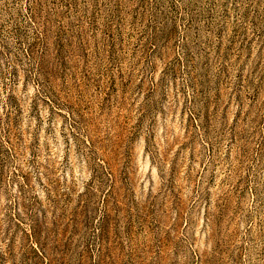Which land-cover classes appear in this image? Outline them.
<instances>
[{
    "label": "rangeland",
    "instance_id": "374dc122",
    "mask_svg": "<svg viewBox=\"0 0 264 264\" xmlns=\"http://www.w3.org/2000/svg\"><path fill=\"white\" fill-rule=\"evenodd\" d=\"M0 264H264V0H0Z\"/></svg>",
    "mask_w": 264,
    "mask_h": 264
}]
</instances>
